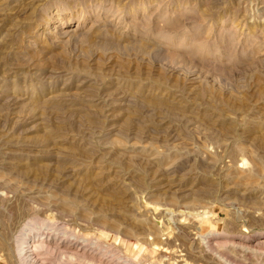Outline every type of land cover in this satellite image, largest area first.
<instances>
[{
	"label": "rangeland",
	"instance_id": "374dc122",
	"mask_svg": "<svg viewBox=\"0 0 264 264\" xmlns=\"http://www.w3.org/2000/svg\"><path fill=\"white\" fill-rule=\"evenodd\" d=\"M33 218L53 255L264 264V0H0V264Z\"/></svg>",
	"mask_w": 264,
	"mask_h": 264
},
{
	"label": "bare ground",
	"instance_id": "6f19581e",
	"mask_svg": "<svg viewBox=\"0 0 264 264\" xmlns=\"http://www.w3.org/2000/svg\"><path fill=\"white\" fill-rule=\"evenodd\" d=\"M25 226V225H24ZM43 227V221L41 219H38V218H33L32 220H30L25 229L23 230V234L21 233L17 240V255H18V258L23 262V264H30L31 263V259L29 260L30 263L27 261V258H26V249L28 247V244H29V247L31 248L30 251H32V253H40V252H44L45 250H47V248H51V246L49 245V241L51 239H48V238H30V234L33 232V231H37L39 232V230ZM39 234V233H38ZM36 235V234H35ZM26 236V237H25ZM60 243V242H59ZM62 243V242H61ZM81 243V242H80ZM78 244V243H77ZM99 245V244H98ZM56 246V245H55ZM54 246V247H55ZM92 246V245H91ZM52 246V249L54 248ZM61 247V245H60ZM86 247V245H85ZM46 248V249H45ZM56 248V247H55ZM45 249V250H44ZM50 250L48 251L49 254L53 253V250ZM58 250H60L58 248ZM57 250V251H58ZM64 250V251H63ZM88 250V249H87ZM60 251H62L60 253ZM58 251L59 253L56 255V253H54L53 256H59L60 254V262L56 263V264H103V261H101V257H99L98 260H95L94 258L92 257H88L89 255L84 251L80 252V250H77V251H74V249L72 250V245L68 243V245L66 246V249L62 248V250ZM88 256H87V255ZM101 254V253H100ZM27 255H29L27 253ZM35 255V254H34ZM55 258V257H54ZM57 259V258H56ZM55 261H58L56 260ZM97 259V258H96ZM120 259V258H119ZM38 260V259H37ZM128 260V259H127ZM54 261V263H55ZM107 261H110V262H114L115 260L113 259H108ZM129 261V260H128ZM51 262V261H50ZM130 262V261H129ZM117 263V262H115Z\"/></svg>",
	"mask_w": 264,
	"mask_h": 264
}]
</instances>
